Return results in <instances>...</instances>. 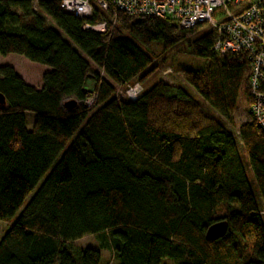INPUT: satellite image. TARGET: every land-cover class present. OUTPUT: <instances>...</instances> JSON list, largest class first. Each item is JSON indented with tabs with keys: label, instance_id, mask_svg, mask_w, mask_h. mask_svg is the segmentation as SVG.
<instances>
[{
	"label": "trees",
	"instance_id": "obj_1",
	"mask_svg": "<svg viewBox=\"0 0 264 264\" xmlns=\"http://www.w3.org/2000/svg\"><path fill=\"white\" fill-rule=\"evenodd\" d=\"M110 16L104 33L84 28ZM215 36L170 17L95 5L85 20L60 0H0V55L45 66L39 87L0 66V221L18 212L0 264H100L97 249L73 244L89 235L119 264H264V132L249 112V62L218 55ZM168 52L197 62L173 69ZM165 67L184 84L120 96ZM240 91L249 120L235 131ZM220 221L225 233L206 240Z\"/></svg>",
	"mask_w": 264,
	"mask_h": 264
},
{
	"label": "built area",
	"instance_id": "obj_2",
	"mask_svg": "<svg viewBox=\"0 0 264 264\" xmlns=\"http://www.w3.org/2000/svg\"><path fill=\"white\" fill-rule=\"evenodd\" d=\"M95 5L103 12L170 17L183 28L204 25L214 29L212 49L218 55L247 56L249 112L264 132V0H60L63 9L85 20L92 18ZM112 20V16L102 17L86 22L84 28L104 33ZM141 91V85L134 82L120 96L134 101ZM94 98L89 96L84 103L91 105Z\"/></svg>",
	"mask_w": 264,
	"mask_h": 264
},
{
	"label": "rangeland",
	"instance_id": "obj_3",
	"mask_svg": "<svg viewBox=\"0 0 264 264\" xmlns=\"http://www.w3.org/2000/svg\"><path fill=\"white\" fill-rule=\"evenodd\" d=\"M48 24H51L49 21ZM205 28V27H204ZM166 56V64L171 66L173 69L175 68H193L195 63L197 62L196 59H192L187 57L184 53H173L168 52L165 53ZM1 65H9L12 66L13 69L23 78V80L34 86L39 87L41 85V77L43 72L45 71V66L30 62L27 59L23 58L22 56L16 54H9L7 56L0 55V66ZM161 79L165 83L180 85L184 84L183 79L181 76L173 71H170L168 68L158 69L150 79L147 80L146 83L141 85L143 91L147 90L148 87L153 84L155 81ZM90 87V85H87ZM119 91L123 90V88L118 89ZM247 106L248 104L245 101V95L243 91H240L239 97L237 99V106L234 113V126L232 127L233 130H237L239 125L245 123L249 120V116L247 113ZM31 121L28 122L30 124ZM248 177L252 178L251 171H247ZM256 198H258V192L256 187L253 188ZM29 197L25 199L23 206L27 203ZM18 212L14 215V217L10 221H0V237L1 235L7 231L17 216ZM75 247H91L97 249L100 252V264H119V260L117 259L116 255H112V252L108 249H104L100 247V243L95 236H84L76 241H74ZM160 264H174L170 259L165 258L162 259Z\"/></svg>",
	"mask_w": 264,
	"mask_h": 264
},
{
	"label": "water",
	"instance_id": "obj_4",
	"mask_svg": "<svg viewBox=\"0 0 264 264\" xmlns=\"http://www.w3.org/2000/svg\"><path fill=\"white\" fill-rule=\"evenodd\" d=\"M5 99L2 94H0V106H3ZM77 103L74 100L67 101L64 106L68 109H73ZM227 224L225 221H220L210 225L205 233L206 240H216L220 238L226 231Z\"/></svg>",
	"mask_w": 264,
	"mask_h": 264
}]
</instances>
